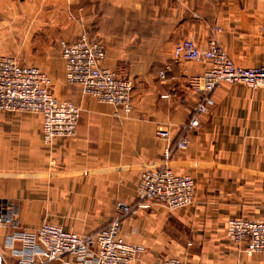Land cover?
<instances>
[{
  "label": "crops",
  "instance_id": "0c3cea01",
  "mask_svg": "<svg viewBox=\"0 0 264 264\" xmlns=\"http://www.w3.org/2000/svg\"><path fill=\"white\" fill-rule=\"evenodd\" d=\"M263 5L264 0H0V54L30 53L27 61L52 78V93L81 109L76 137L50 146L43 142L39 115L0 112V214L12 218L0 225L1 264H17L10 237L43 222L82 235L106 227L118 202L137 205L141 173L164 166L193 177L195 201L175 211L148 202L123 220V237L142 249L134 264L173 257L193 264H264V255L247 256L226 233L229 218L264 220V88L224 83L202 127L189 134L188 149L165 158L201 98L188 78L210 66L176 61L175 46L191 40L207 50L215 42L237 66L262 67ZM82 34L103 43L104 66L134 84L131 114L67 84L61 42ZM160 130L170 132V141L160 138ZM13 247L22 242L16 239Z\"/></svg>",
  "mask_w": 264,
  "mask_h": 264
},
{
  "label": "built area",
  "instance_id": "2783aa9c",
  "mask_svg": "<svg viewBox=\"0 0 264 264\" xmlns=\"http://www.w3.org/2000/svg\"><path fill=\"white\" fill-rule=\"evenodd\" d=\"M264 9V5H263ZM264 31V27H263ZM68 85L79 86L84 96L109 104L129 115L133 111L134 84L120 73L106 68L107 49L87 34L75 42H61ZM176 61L208 62L209 68L188 78L189 88L201 96L192 110L189 123L173 147H167L165 158L189 147V134L202 127V118L215 105L214 93L224 83L243 84L252 90L264 88V66H237L226 52L212 42L207 50L191 40L178 43L173 50ZM162 79L164 73L160 74ZM52 78L37 67L21 64L15 57L0 55V112L39 115L43 121V142L50 146L58 139L77 135L80 107L69 99L52 93ZM160 138L170 141L171 134L160 130ZM195 201L192 176L180 174L164 166L146 169L140 175L138 203L128 207L117 203V213L109 225L99 231L82 235L63 227L43 222L34 231L24 230L10 237L12 255L17 264H134L142 254L141 246L128 242L122 235L123 220L137 213V208L156 202L175 211L190 207ZM12 223L11 217L0 214V225ZM228 238L242 248L247 256L264 255V220L230 218L226 223ZM22 242L14 248V242ZM161 264H193L185 257L165 259Z\"/></svg>",
  "mask_w": 264,
  "mask_h": 264
},
{
  "label": "rangeland",
  "instance_id": "374dc122",
  "mask_svg": "<svg viewBox=\"0 0 264 264\" xmlns=\"http://www.w3.org/2000/svg\"><path fill=\"white\" fill-rule=\"evenodd\" d=\"M263 27H264V23H263V25L261 26V31L262 32H264L263 31ZM29 55L28 56H26L25 54H23L22 56L23 57H25V59L23 58V57H21V55L20 56H16V55H13V57H15L21 64H23V65H27V66H32L28 61H27V59H26V57H31V54L30 53H28ZM1 55V54H0ZM12 56V55H11ZM60 58L62 59V56H61V53H60ZM31 59V58H30ZM67 85V84H66ZM57 97H60V98H63V99H69V100H71V101H73L72 99H70V98H67V97H64V96H59V95H56ZM74 102V101H73ZM75 103V102H74ZM230 219V218H229ZM245 219H247V218H245ZM251 220V219H250Z\"/></svg>",
  "mask_w": 264,
  "mask_h": 264
},
{
  "label": "water",
  "instance_id": "95a60500",
  "mask_svg": "<svg viewBox=\"0 0 264 264\" xmlns=\"http://www.w3.org/2000/svg\"><path fill=\"white\" fill-rule=\"evenodd\" d=\"M1 261H2V258H1V255H0V264H1Z\"/></svg>",
  "mask_w": 264,
  "mask_h": 264
}]
</instances>
